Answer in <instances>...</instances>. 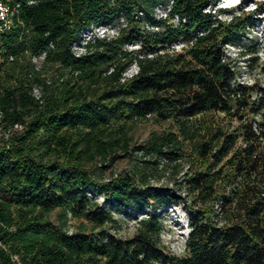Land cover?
Returning a JSON list of instances; mask_svg holds the SVG:
<instances>
[{
	"label": "trees",
	"instance_id": "16d2710c",
	"mask_svg": "<svg viewBox=\"0 0 264 264\" xmlns=\"http://www.w3.org/2000/svg\"><path fill=\"white\" fill-rule=\"evenodd\" d=\"M5 2L19 7L0 34V264H264V84L234 85L238 65L224 51L242 44L249 24L234 10L229 22L208 12L216 0ZM158 6L186 23L158 19ZM122 16L117 39L72 55L81 28ZM144 22L165 30L145 33ZM199 29L194 45L169 51ZM136 32L141 54L131 55L124 46ZM258 53L241 51L249 68ZM132 62L138 72L122 82ZM151 116L175 130L131 148L128 122ZM120 152L128 168L104 175ZM181 204L190 229L178 256L163 249L161 213ZM116 213L137 219L133 235L110 231ZM69 215L91 227L68 230Z\"/></svg>",
	"mask_w": 264,
	"mask_h": 264
},
{
	"label": "rangeland",
	"instance_id": "374dc122",
	"mask_svg": "<svg viewBox=\"0 0 264 264\" xmlns=\"http://www.w3.org/2000/svg\"><path fill=\"white\" fill-rule=\"evenodd\" d=\"M165 8V7H163ZM163 8L160 7V10H155L156 14L161 16L163 14ZM208 12L215 15L218 19L229 22L231 20V14L228 10H234L235 15L239 16L240 23H248L249 26L246 28V33L244 40L241 42V45L235 43H230L227 47V54L233 60V63L238 65L240 74H248L252 79H254L259 84H264V74L261 70V65L264 63V0H216L211 5L207 6L206 9ZM222 10H227L228 12L221 13ZM157 15V16H158ZM171 22H169L170 24ZM177 23H174L176 26ZM142 29L145 33H154L158 31L165 30V28L159 27V29L149 28L146 25V22L142 23ZM135 40L129 41L126 46H124L125 51L131 53V55H140L139 43L136 42L141 39L140 33H135ZM248 46H256L259 48V61L258 64H255L252 68L247 66V63L244 59V56L241 54V51ZM134 62H132L133 64ZM130 64L129 66H131ZM239 74V75H240ZM216 117L221 120V125H232L237 123V119L231 120L230 116H225L224 114H217ZM258 117V116H257ZM128 130L133 140L131 143V148L140 144H143L149 137L153 134H162L165 131H174L175 124L172 119L162 120L158 117L151 116L143 120H132L129 121ZM8 135L0 136V141L2 139H8ZM121 156L117 158L110 166L104 170L106 176H111L112 173H121L124 172L129 164L130 157L124 156L123 152L119 153ZM183 163V172L178 176L180 181L183 180L184 174L188 171L189 164L187 161H181ZM94 166V163L92 164ZM170 187H177L179 190L183 191L185 194V185L183 182L175 185L174 182L169 183ZM50 218L57 225H60V218L58 216L57 210L49 213ZM163 229L161 232V242L163 249L172 254L183 256L185 253V240L186 234L189 232L190 227L188 226V218L186 213V206L181 204V206L164 207V211L161 213ZM141 217V216H140ZM114 218L117 220V225L110 229V231L118 234L121 237H129L133 235L136 227L137 219L133 216H128L125 214H114ZM82 223H86L88 227H91L90 224L86 222L83 218H75L69 215L66 228L68 230H74L76 227L80 226Z\"/></svg>",
	"mask_w": 264,
	"mask_h": 264
},
{
	"label": "built area",
	"instance_id": "2783aa9c",
	"mask_svg": "<svg viewBox=\"0 0 264 264\" xmlns=\"http://www.w3.org/2000/svg\"><path fill=\"white\" fill-rule=\"evenodd\" d=\"M29 1L30 3L35 2V0H29ZM18 7L19 4L11 6L8 2H5V0H0V34H2L3 32L7 33L11 30L14 24V17H16L15 15L18 13ZM160 7L163 8L164 6H158L156 10H160ZM169 10L170 8H166V7L163 8V14L161 16L156 14V17L158 19H168L167 22L168 23L171 22L170 24L173 25L174 23H177V25L186 23V19L184 18L181 19L178 15H175L173 18H170ZM138 15H143V12L139 11ZM146 25L149 28L151 27L153 29H157V30L159 29V27L150 25L148 23H146ZM126 26H127V22L124 16H122L120 18V21L117 22H112V23L100 22V23H94L84 26L83 28H81V31H79V36L77 40H75L71 46L72 55H74L77 58L82 57L88 52V44L92 41H95L96 39L107 40V41L117 39L121 35L122 29L125 28ZM203 34L204 32H202L200 29L197 31L194 30L192 31V38H190L189 41L187 40L185 41L184 39L181 38L171 46L169 51L171 53L182 52L185 49L194 45L196 39H198L197 36H201V35L203 36ZM229 44L230 43L224 45V51L226 53H227L226 49L229 46ZM138 45H139L138 50H140V44ZM46 54H47L46 52H43L41 55L33 57V63H36L38 66H40L41 62L45 59ZM148 56L152 57L153 54H148ZM138 69H139L138 64L136 62L133 63L124 71L121 81L126 82L127 80L131 79L138 72ZM233 83L234 85L246 84L247 86V85L255 84L256 81L252 79L250 76H248V74L246 75L238 74L235 77ZM35 91L38 90L36 89ZM21 128L22 125L19 124L15 125V129H21ZM98 201L102 203L104 201V197L99 195ZM148 210L149 209H146V211ZM140 216L142 217L144 215L142 213L136 214L137 218H141ZM13 258L14 260H18V257L15 255L13 256Z\"/></svg>",
	"mask_w": 264,
	"mask_h": 264
},
{
	"label": "clouds",
	"instance_id": "9594fccd",
	"mask_svg": "<svg viewBox=\"0 0 264 264\" xmlns=\"http://www.w3.org/2000/svg\"><path fill=\"white\" fill-rule=\"evenodd\" d=\"M188 233L186 234V237H187Z\"/></svg>",
	"mask_w": 264,
	"mask_h": 264
}]
</instances>
